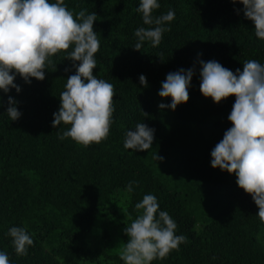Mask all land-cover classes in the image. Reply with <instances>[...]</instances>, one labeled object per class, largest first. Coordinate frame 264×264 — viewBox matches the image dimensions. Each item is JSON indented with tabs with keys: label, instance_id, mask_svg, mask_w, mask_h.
<instances>
[{
	"label": "trees",
	"instance_id": "16d2710c",
	"mask_svg": "<svg viewBox=\"0 0 264 264\" xmlns=\"http://www.w3.org/2000/svg\"><path fill=\"white\" fill-rule=\"evenodd\" d=\"M140 2L65 0L74 14L97 13L100 48L93 74L116 90L106 140L85 147L58 138L70 125L52 126L67 77L76 73L64 51L51 57L44 80L31 78L29 84L17 75L19 93L0 90V251L11 264H124L119 251L129 238L123 229L141 214L135 204L149 193L176 221V234L188 239L152 264H264L258 206L235 173L211 166L212 149L232 127L228 116L236 97L219 104L205 97L199 63L215 60L242 71L247 60L264 63V40L239 0H158L154 16L175 12L166 25L171 31L160 45L145 41L135 50V30L149 27L136 11ZM193 67L189 101L161 110L160 103L172 101L159 96L161 82L170 72ZM142 74L147 87L140 84ZM9 96L22 113L15 121L6 112ZM143 122L155 129L152 147L125 149L126 132ZM130 181L139 183L127 193ZM13 226H26L32 235L27 256L14 250L7 235Z\"/></svg>",
	"mask_w": 264,
	"mask_h": 264
},
{
	"label": "clouds",
	"instance_id": "9594fccd",
	"mask_svg": "<svg viewBox=\"0 0 264 264\" xmlns=\"http://www.w3.org/2000/svg\"><path fill=\"white\" fill-rule=\"evenodd\" d=\"M239 2L244 5V16L255 25L256 37L264 40V0ZM160 7L158 0H141L136 11L142 13L143 24L149 27L135 30V50H141L145 41L153 47L160 45L163 34L171 31L166 25L175 19V12L169 10L166 14L154 16L153 11ZM236 11L239 14L241 10ZM96 16V12L88 14L87 9L74 14L65 0H55L54 3L50 0H0V90L9 93L15 88L19 93L22 89L15 83L17 75L29 84L31 78L44 80L45 69L53 64L51 57L66 52V59L73 62L76 73L67 77L65 90L59 95L60 108L53 113L52 126L70 125L68 130L58 134V138L70 137L85 147L108 138L116 110L115 85L93 74L97 67L95 54L100 48V40L94 31ZM70 47L72 51L69 52ZM199 63L202 65L200 91L205 97H211L217 104L229 96L236 97L228 116L232 127L212 149L211 166L235 173L238 186L252 196L259 208L257 215L264 223V63L250 59L244 62L242 71L237 68L235 72L215 60L205 62L201 59ZM194 74L195 67L167 74L158 94L164 98L170 96L172 101L171 104L160 103L161 110H175L178 105L189 101L188 89ZM139 81L148 86L145 75H140ZM17 104L14 97H8L6 112L11 121L22 115ZM154 133L155 129L146 123H137L135 130L126 132L124 148L149 150ZM155 159L162 161L164 157L158 154ZM138 183L130 181L125 191L132 193L133 186ZM135 209L142 210L141 214L130 224L126 223L123 229L129 238L119 251L124 264H152L188 242L185 235L176 234V221L167 211L160 210L155 195L145 194L135 204ZM123 211L127 217V212ZM7 235L12 238L18 256H27L29 247L34 246L26 226H13ZM0 264H11L5 251H0Z\"/></svg>",
	"mask_w": 264,
	"mask_h": 264
}]
</instances>
